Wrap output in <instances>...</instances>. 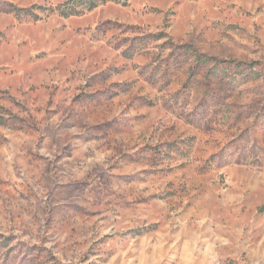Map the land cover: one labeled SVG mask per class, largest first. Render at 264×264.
<instances>
[{
	"label": "rangeland",
	"instance_id": "1",
	"mask_svg": "<svg viewBox=\"0 0 264 264\" xmlns=\"http://www.w3.org/2000/svg\"><path fill=\"white\" fill-rule=\"evenodd\" d=\"M0 0V264H264V0Z\"/></svg>",
	"mask_w": 264,
	"mask_h": 264
},
{
	"label": "trees",
	"instance_id": "2",
	"mask_svg": "<svg viewBox=\"0 0 264 264\" xmlns=\"http://www.w3.org/2000/svg\"><path fill=\"white\" fill-rule=\"evenodd\" d=\"M128 0H67L63 14L66 16L78 15L84 11H91L108 2L127 3Z\"/></svg>",
	"mask_w": 264,
	"mask_h": 264
}]
</instances>
